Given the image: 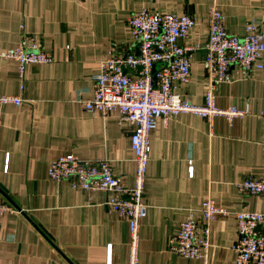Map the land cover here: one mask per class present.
<instances>
[{
    "label": "crops",
    "instance_id": "crops-1",
    "mask_svg": "<svg viewBox=\"0 0 264 264\" xmlns=\"http://www.w3.org/2000/svg\"><path fill=\"white\" fill-rule=\"evenodd\" d=\"M212 6L222 12L227 33L241 36L252 22L264 35V0H0V53L32 36L53 57L50 64L28 65L22 78L13 60L0 58V96L22 99L18 108H2L0 200L15 212L0 221V264L127 262L128 226L106 207V195L52 182L47 167L67 153L104 159L133 188V126L115 113L104 118L84 109L83 101L93 94L92 78L111 49L135 55L127 24L132 14L142 9L188 14L194 26L183 45L195 50L189 54V82L178 93L202 105ZM261 63L246 78L235 67V81L215 92L217 108L247 109L248 116L231 124L189 114L157 120L149 136L138 264H235L234 213L264 214V195H242L236 187L248 177L264 181V54ZM207 199L229 214L210 224L206 260L185 259L170 250V241L189 212L201 224L199 210Z\"/></svg>",
    "mask_w": 264,
    "mask_h": 264
},
{
    "label": "built area",
    "instance_id": "built-area-1",
    "mask_svg": "<svg viewBox=\"0 0 264 264\" xmlns=\"http://www.w3.org/2000/svg\"><path fill=\"white\" fill-rule=\"evenodd\" d=\"M127 24L133 42L140 43V55L111 49L92 78L93 94L83 105L88 113L104 118L115 113L120 121L133 126L130 133V149L135 161L133 188L124 186L107 160H82L71 153L49 162L47 178L55 183L66 182L72 189L103 192L106 207L122 217L128 226V260L123 264H138L139 221L147 210L142 192L149 161V136L157 120L166 123L171 117L189 114L208 122L223 117L231 124L235 119L248 116L247 109L217 108L214 97L220 84L235 81V67L242 78L263 68L264 35L258 23L252 22L246 23L241 36L227 33L222 12L216 6L210 8L208 43L203 59L206 90L203 104L197 106L178 93L179 87L188 84L190 79L189 54L195 49L184 46L183 42L194 26V19L188 14L178 16L142 9L132 14ZM0 58L13 60L20 78L28 65L53 62L52 54L42 49L32 36H24L18 47L2 51ZM124 69L128 72L124 73ZM21 104L19 97L0 96V131L2 108L7 105L18 108ZM236 187L242 195H264V181L254 177L239 181ZM13 212L12 206L0 200V221L4 214ZM199 212L201 224L189 212L180 223L179 232L171 239L170 250L188 260L205 261L210 247L209 226L217 215L229 213L211 199L202 202ZM234 216L238 236L233 247L235 264H264V214L242 211Z\"/></svg>",
    "mask_w": 264,
    "mask_h": 264
},
{
    "label": "water",
    "instance_id": "water-1",
    "mask_svg": "<svg viewBox=\"0 0 264 264\" xmlns=\"http://www.w3.org/2000/svg\"><path fill=\"white\" fill-rule=\"evenodd\" d=\"M139 44L140 43H137V48H136V53H135V56L138 57L140 55V52H139ZM124 73H126V69L123 70Z\"/></svg>",
    "mask_w": 264,
    "mask_h": 264
}]
</instances>
